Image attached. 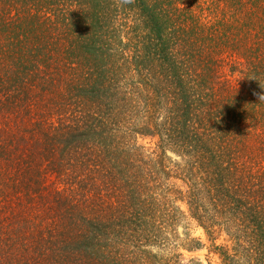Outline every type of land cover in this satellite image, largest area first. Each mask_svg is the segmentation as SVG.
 <instances>
[{"label":"trees","instance_id":"1","mask_svg":"<svg viewBox=\"0 0 264 264\" xmlns=\"http://www.w3.org/2000/svg\"><path fill=\"white\" fill-rule=\"evenodd\" d=\"M261 94L264 0H0V264H264Z\"/></svg>","mask_w":264,"mask_h":264},{"label":"rangeland","instance_id":"2","mask_svg":"<svg viewBox=\"0 0 264 264\" xmlns=\"http://www.w3.org/2000/svg\"><path fill=\"white\" fill-rule=\"evenodd\" d=\"M171 157L173 158V159H175V157H174V155L173 154H171ZM193 232H194V235L196 236V237H200L201 239H203V233H202V231L200 230V229H197V228H193ZM206 250L205 249H201V250H199V251H197V252H195V253H185V255L186 256H194V257H197V258H199V259H201V261L203 262V264H208V261H209V263L210 264H217V261H216V259L215 258H211L210 257V260H207L205 257H206Z\"/></svg>","mask_w":264,"mask_h":264},{"label":"clouds","instance_id":"3","mask_svg":"<svg viewBox=\"0 0 264 264\" xmlns=\"http://www.w3.org/2000/svg\"><path fill=\"white\" fill-rule=\"evenodd\" d=\"M241 79H244V78H241ZM241 79H240V80H241ZM258 100H259V101H264V94L259 95V96H258Z\"/></svg>","mask_w":264,"mask_h":264}]
</instances>
